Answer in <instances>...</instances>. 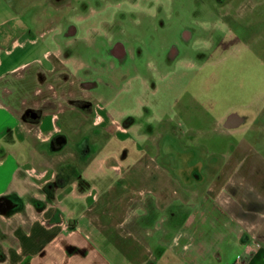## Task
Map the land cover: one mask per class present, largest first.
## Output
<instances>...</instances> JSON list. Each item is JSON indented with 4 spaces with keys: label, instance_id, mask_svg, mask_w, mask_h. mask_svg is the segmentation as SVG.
Returning a JSON list of instances; mask_svg holds the SVG:
<instances>
[{
    "label": "rangeland",
    "instance_id": "374dc122",
    "mask_svg": "<svg viewBox=\"0 0 264 264\" xmlns=\"http://www.w3.org/2000/svg\"><path fill=\"white\" fill-rule=\"evenodd\" d=\"M4 37L6 46L15 38L24 45L12 56L1 50L5 66L39 63L18 67L7 81L17 82L35 66L43 70L42 94L60 104L58 123L66 137L60 150L78 161L74 179L82 180L84 193L105 192L94 208L103 232L101 239L93 236L94 244L129 242L116 233H131L134 226L145 243L163 245L161 252L186 242L180 203L171 192V219L152 208L133 222L139 187L101 169V159L129 150L131 158L146 162L143 154L152 150V164L164 165L172 161L164 151L172 146L173 163L194 150L200 163L214 164L229 151L264 148V0H0V41ZM229 113L245 119L244 131L230 135L216 122ZM97 114L102 121L96 127L120 132L117 121L128 136L93 127ZM212 169L205 176L190 172L194 189L195 180L212 177Z\"/></svg>",
    "mask_w": 264,
    "mask_h": 264
},
{
    "label": "crops",
    "instance_id": "0c3cea01",
    "mask_svg": "<svg viewBox=\"0 0 264 264\" xmlns=\"http://www.w3.org/2000/svg\"><path fill=\"white\" fill-rule=\"evenodd\" d=\"M4 39L0 54L5 50L6 56H12L24 48L16 38L9 46ZM37 61L18 67L25 71L38 65ZM4 62L0 59V200L4 204L0 212V264H264V148L235 154L229 151L221 156V163L214 164L200 163V153L194 150H184L180 162L173 163L172 146L164 150L172 155V161L164 165L152 164L156 160L152 150L144 152L146 162L131 158L130 151L122 149L101 159V169L117 172L120 179L139 187L138 197L132 201L139 214L134 213L133 222L150 214L152 208L168 212L171 219V192L180 203L176 210L181 214V235L186 242L167 245L161 252L163 245L145 243L141 229L134 226L131 233H116L123 241L131 238L129 242L111 248L94 244L93 236L98 240L103 235L100 215L94 208L101 205L105 192L84 193L82 180L74 179L78 161L74 153L60 150L66 143L58 123L60 104L53 94H42L43 70L35 66L27 74L17 75V82H9L7 76L18 67L10 69ZM53 86L46 84L49 90ZM244 120L237 113L216 118L230 135L244 131ZM91 124L107 135L128 136L127 129L105 131L107 124ZM57 136L65 138L59 147L54 143ZM137 151L142 152L140 148ZM88 152L84 151V158ZM211 167L212 177L195 180L198 189H194L190 172L197 169L204 175ZM32 170L45 171L46 176L36 177ZM85 201L87 209L78 213L76 204Z\"/></svg>",
    "mask_w": 264,
    "mask_h": 264
},
{
    "label": "built area",
    "instance_id": "2783aa9c",
    "mask_svg": "<svg viewBox=\"0 0 264 264\" xmlns=\"http://www.w3.org/2000/svg\"><path fill=\"white\" fill-rule=\"evenodd\" d=\"M100 121H102V117L99 114H97L94 123L98 124ZM113 123L115 124V127H116L117 130H119L120 132H125V129L122 128V126H121V124H119V122L114 121ZM31 173L34 176L39 177V178H43V177L46 176V172L45 171L37 172L35 170H32Z\"/></svg>",
    "mask_w": 264,
    "mask_h": 264
},
{
    "label": "water",
    "instance_id": "95a60500",
    "mask_svg": "<svg viewBox=\"0 0 264 264\" xmlns=\"http://www.w3.org/2000/svg\"><path fill=\"white\" fill-rule=\"evenodd\" d=\"M34 117V115H33ZM54 143H55V147H59L61 146L62 144L65 143V138L63 136H57L55 139H54ZM4 211V204L3 202L0 200V212H3Z\"/></svg>",
    "mask_w": 264,
    "mask_h": 264
},
{
    "label": "trees",
    "instance_id": "16d2710c",
    "mask_svg": "<svg viewBox=\"0 0 264 264\" xmlns=\"http://www.w3.org/2000/svg\"><path fill=\"white\" fill-rule=\"evenodd\" d=\"M29 119H31L30 117H28Z\"/></svg>",
    "mask_w": 264,
    "mask_h": 264
}]
</instances>
